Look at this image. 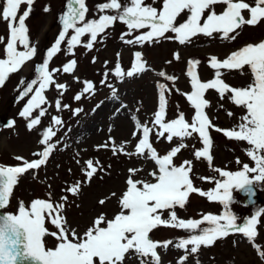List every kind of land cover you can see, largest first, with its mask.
I'll list each match as a JSON object with an SVG mask.
<instances>
[{"label":"snow or ice","instance_id":"snow-or-ice-1","mask_svg":"<svg viewBox=\"0 0 264 264\" xmlns=\"http://www.w3.org/2000/svg\"><path fill=\"white\" fill-rule=\"evenodd\" d=\"M34 3L35 0H2L0 20L7 23L9 36L6 43L4 38L0 37V44H4V58H0V87L37 55V47L31 44L26 24ZM156 3L157 0H152V3H146V0H125L124 3L121 0H105L96 6L98 18L89 19L86 0H67L66 11L60 16L63 28L54 45L47 51L46 59L35 66L37 77L27 84L24 80L20 82L23 86L20 99L31 94L20 112L22 117H31L28 128L31 130L40 125L41 117L46 115L47 109L43 107L47 103L46 90L53 84L58 89L67 88L65 84H56L54 80L55 72L61 69H50V61L62 50L61 46L65 42L68 51L73 54V50L78 46L91 50L98 37L106 34L117 22L127 26L128 31L122 33L121 40L130 45L172 38L180 44H186L199 35L213 38L217 34L221 39L235 40L237 30L244 25L255 26L264 21V0H254V4L246 0H162L159 8L154 6ZM22 5L27 7L21 13ZM217 5L225 6L219 14L215 10ZM245 11L250 14L249 18H245L243 14ZM182 14L185 18L183 22H178ZM142 29L147 31L135 35L134 38L125 39ZM168 33L174 34V37L167 36ZM85 36L89 37L86 43L82 41V37ZM134 56L135 60L130 70L125 72L119 64L116 65V77L123 80L125 76L132 78L148 70L142 53L137 51ZM175 58L179 59L178 53L175 54ZM76 64V60L73 59L63 66L62 71L72 73ZM198 64L199 61H189L187 73L191 78L192 87L187 99L195 109L191 123L185 119L183 113L171 121L165 120L167 107L165 94L170 89L165 84L159 85V110L155 113L153 121L159 129L156 135L165 137L167 133L168 142L179 138L181 140L179 146L172 148L163 156L159 155L150 143V133L153 129L136 121V127L142 131V138L138 139L134 152L125 154L151 159L157 168L149 173L151 180L134 179L136 173L141 170L129 169L126 190L117 198L120 211L111 219L101 214L94 218L83 233H79L68 225L66 217L62 214L67 196H64L63 202L60 203L53 202L51 198H37L30 202L29 206L18 202V211L15 214L3 211L10 205L19 178L46 165L56 149L57 145L52 140L57 136V132L51 125L46 128L39 141L43 150L33 154L38 158L29 161L17 156L15 159L21 162L17 166L0 164V264H125L126 259H135L138 264H161L158 249H167L170 246L184 251L178 264H186L189 256L198 255L202 246H213L217 240L237 233L253 243L259 257L264 260V246L255 244L258 236L257 226L259 218L264 214V208L250 217L241 218L231 207L237 203L234 191L244 193L248 197V202L254 204L255 201L251 199L256 195L254 185H264V41L243 46L223 60L211 57L210 67L215 70V74L208 82L200 80L196 72ZM245 66H248L253 76V82L246 87H232L221 78L222 69L242 71ZM107 75L105 73L106 77ZM159 75L166 76L164 72H160ZM166 78L170 81L176 79L173 76ZM83 83L81 94L74 97L76 100L94 91L93 82L86 80ZM209 89L216 90L221 99L230 94L229 99L236 106L246 109L240 123L231 130L215 127L210 121L205 111L210 104L205 99V93ZM116 95L114 90V98ZM55 107L57 110L61 109L60 100H56ZM37 109L39 112L33 117V112ZM13 123L9 122L8 126H13ZM62 124L63 121L58 116L52 117V125ZM210 128L222 132L226 138L246 142L249 146L245 149L246 155L254 162V166L244 163L242 169L237 171L217 168L215 171L221 179L201 177L202 180L215 183L212 190L204 191L193 185L190 177L192 162L185 161L182 165L176 166L173 158L182 148L187 147L182 142L185 138L198 134L203 147L195 151V157L205 158L211 164L213 157L210 154L212 146ZM112 148L114 154L124 152L123 146L113 144ZM99 171H104L100 162L88 159L83 168L86 182L90 183ZM80 190L79 181L66 189L73 196L79 195ZM191 193H198L207 197L209 201L219 202L223 206L222 214H202L200 219L180 218L176 209L185 208ZM104 202L100 201L101 204ZM165 211L168 212V218H163ZM46 221L55 226L57 231H50L46 227ZM161 226L184 230L188 235L175 242L152 239L150 233ZM47 236L57 240L54 248L46 246Z\"/></svg>","mask_w":264,"mask_h":264},{"label":"rangeland","instance_id":"rangeland-1","mask_svg":"<svg viewBox=\"0 0 264 264\" xmlns=\"http://www.w3.org/2000/svg\"><path fill=\"white\" fill-rule=\"evenodd\" d=\"M102 2L105 0H86L89 9L87 18H98L96 6ZM121 2L124 3L125 0ZM161 2L162 0H157L154 6L159 8ZM246 2L254 4V0H246ZM146 3H152V0H146ZM66 4L67 0H35L33 10L26 20L30 41L37 47V55L18 73L12 74L5 85L0 87V111L16 97L15 103L9 109V115L14 120L13 126L0 129V164L17 166L21 164L15 159L17 156L29 161L38 158L33 154L43 150V146L39 143L42 134L47 127L53 126L57 132V136L52 140L57 145L56 149L46 165L19 178L9 209L5 210L15 214L18 211V202L29 206L30 202L37 198H51L53 202L60 203L63 202L62 198L67 196L62 214L71 228L83 233L92 224L94 218L104 214L107 219H111L120 211L117 198L126 190L129 169L141 170L136 173L134 179H152L149 173L157 168L154 161L125 154L134 152L138 139L142 138L141 129L136 127L137 120L153 129L150 133V143L159 155L163 156L180 145L179 138L168 142L167 133L165 137L156 135L159 129L153 121L155 113L159 110V85L165 84L170 89L165 94L167 99L165 120L171 121L183 113L185 119L191 123L195 109L187 99V95L192 91L191 78L187 74L189 61H199L196 72L202 82L212 80L215 70L210 67V58L217 57L223 60L231 52L243 46L264 41V21L255 26L244 25L237 30L238 35L235 40L221 39L217 34L213 38L199 35L186 44H180L172 38L161 39L154 43L130 45L121 40L122 33L128 31L127 26L117 22L106 34L98 37L97 43L91 50L78 46L73 50V54L68 51L65 42L61 46L62 50L50 61V69H61L55 72L54 80L56 84H65L67 88L58 89L53 84L46 90L47 103L43 105L47 109L46 115L41 117L40 125L30 130L27 125L31 117H22L20 112L31 94L20 99L23 91L20 82L24 80L27 84L37 77L35 66L46 59L47 51L54 45L63 28L60 16L66 11ZM26 7L22 5L20 12L22 13ZM224 7L217 5L215 10L219 14ZM46 8L49 10L45 11ZM243 14L245 18H249L250 14L247 11ZM184 18L182 14L178 22H183ZM145 31L147 29L138 30L132 37L125 39L134 38L135 35ZM71 34L70 31L69 35ZM166 35L174 37L172 33ZM8 36L7 23L0 20V37L4 38L5 43ZM88 40V36L82 37L84 43ZM3 49L4 44H0V58H4ZM137 51L142 53L148 70L132 78L125 76L123 80L116 77V65L119 64L125 72L130 70ZM177 53L179 59L175 58ZM73 59L77 62L75 70L72 73H64L63 66ZM160 72H164L166 76L161 77ZM221 72V78L232 87H246L253 82L248 66L242 71L222 69ZM105 73L108 74L107 77ZM167 76L176 79L170 81ZM86 80L93 82L94 91L76 100L74 97L81 94L84 88L83 82ZM105 80L106 83L103 82ZM114 90L117 93L115 98ZM229 95L226 94L221 99L214 89H209L205 93V99L210 102L209 107L205 109L210 121L215 127L224 130L234 128L240 123V118L246 114V109L236 106L229 99ZM56 100H60L62 105L59 110L55 107ZM64 105L67 107H63ZM38 112L39 109L33 112V117ZM56 116L63 121L61 126L52 125V117ZM209 134L212 138L211 164L205 158L195 157V151L203 147L198 134L185 138L182 142L187 147L182 148L173 158L176 166L182 165L185 161L192 162L190 177L193 185L204 191L212 190L215 183L202 180L201 177L221 179L215 169L237 171L242 169L244 163L254 166V162L246 155L245 149L249 147L246 142L226 138L222 132H217L214 128L209 129ZM104 144L108 147H98ZM113 144L123 146L124 152L114 154ZM88 159L99 161L104 169L99 171L90 183L86 182L83 172ZM77 181L81 182V190L79 195L73 196L66 189ZM258 187L263 201L253 207L244 202V197L239 192L234 191L237 203L231 207L239 217H250L264 208V185L258 184ZM112 193L116 195L113 196ZM101 200L105 202L101 204ZM176 211L180 218L200 219L202 214H222L223 206L219 202L209 201L207 197L198 193H191L185 208H177ZM163 218H168L167 211L163 213ZM46 227L50 231H57L55 226L47 221ZM257 227L258 230L264 229V214L259 218ZM187 235L184 230L164 226L150 233V237L154 240L174 242ZM45 242L48 248H54L57 244V240L52 236H47ZM215 244L210 247L202 246L198 255L189 256L186 264H264L254 244L242 234H230L227 238L217 240ZM255 244L264 246L259 232ZM158 253L161 256V264H178L179 258L184 255L183 250L172 246L158 249ZM125 264H138V261L126 259Z\"/></svg>","mask_w":264,"mask_h":264},{"label":"bare ground","instance_id":"bare-ground-1","mask_svg":"<svg viewBox=\"0 0 264 264\" xmlns=\"http://www.w3.org/2000/svg\"><path fill=\"white\" fill-rule=\"evenodd\" d=\"M258 232H259V234L261 235L262 241H264V234H263V233H264V230H263V229H259ZM215 245H216V244H215ZM215 245H214V246H215ZM250 258H251V257H250Z\"/></svg>","mask_w":264,"mask_h":264},{"label":"water","instance_id":"water-1","mask_svg":"<svg viewBox=\"0 0 264 264\" xmlns=\"http://www.w3.org/2000/svg\"><path fill=\"white\" fill-rule=\"evenodd\" d=\"M8 122H11V121L9 120ZM254 190H255V188H254ZM251 199L254 200L255 202H256V200H257V199H254L253 197H252ZM249 203H250V202H249Z\"/></svg>","mask_w":264,"mask_h":264}]
</instances>
